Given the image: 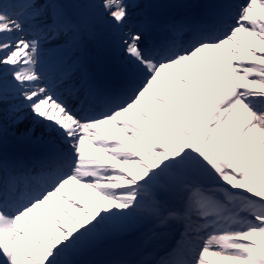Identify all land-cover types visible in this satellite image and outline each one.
<instances>
[{"label": "snow or ice", "instance_id": "1", "mask_svg": "<svg viewBox=\"0 0 264 264\" xmlns=\"http://www.w3.org/2000/svg\"><path fill=\"white\" fill-rule=\"evenodd\" d=\"M0 264H264V0H0Z\"/></svg>", "mask_w": 264, "mask_h": 264}, {"label": "bare ground", "instance_id": "2", "mask_svg": "<svg viewBox=\"0 0 264 264\" xmlns=\"http://www.w3.org/2000/svg\"><path fill=\"white\" fill-rule=\"evenodd\" d=\"M67 194H68L69 196H72L73 198H75V193H72L70 190H67ZM81 195H83V193H81ZM61 204H63V201H61ZM63 206L66 208V210H68V211H70V212L72 211V209L69 208L67 205H63ZM52 211L55 212L54 209H52ZM73 214H75V213H73ZM56 215L59 216L60 214H59V213H56Z\"/></svg>", "mask_w": 264, "mask_h": 264}]
</instances>
